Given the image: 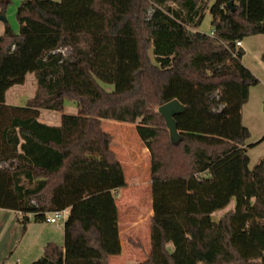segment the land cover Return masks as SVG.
Returning <instances> with one entry per match:
<instances>
[{
    "label": "trees",
    "instance_id": "16d2710c",
    "mask_svg": "<svg viewBox=\"0 0 264 264\" xmlns=\"http://www.w3.org/2000/svg\"><path fill=\"white\" fill-rule=\"evenodd\" d=\"M208 11L214 37L199 31ZM17 19L18 33L6 24L0 35V209L19 213L23 230L69 209L64 245L47 243L33 264H110L121 254L113 192L127 180L102 119L137 123L149 150L151 248L132 264H264V158L249 167L242 120L259 79L236 47L264 34V0H23ZM28 73L34 96L6 104ZM66 98L76 115L39 120ZM174 99L185 107L178 143L158 111Z\"/></svg>",
    "mask_w": 264,
    "mask_h": 264
},
{
    "label": "rangeland",
    "instance_id": "374dc122",
    "mask_svg": "<svg viewBox=\"0 0 264 264\" xmlns=\"http://www.w3.org/2000/svg\"><path fill=\"white\" fill-rule=\"evenodd\" d=\"M22 1L10 0L3 12L0 8V35L4 34L6 24L15 33L19 32L20 24L17 19V10ZM199 31L207 34L212 31L209 11L206 13L204 21L199 27ZM145 40L144 51H152L151 43H149V40ZM60 51L66 57H70L72 53L70 47H63ZM109 88L111 87L109 86ZM36 89V75L34 73H28L23 84H16L7 91L6 104L24 106L34 96ZM64 113L76 115L78 113L77 103L66 98L64 100L63 111L41 109L39 120L47 124H59ZM102 127L116 139L117 150L123 159L125 172L127 173V185L118 198L122 233L123 230L126 231L127 228H131L133 230L129 233V239L135 242H146L148 230L147 220L149 219L148 214L152 201L149 154L148 152H143L146 150H144L145 146L137 134V123H123L102 119ZM257 140L259 138L251 133L247 143H254ZM248 155L250 157L249 167L253 169L264 158V141L256 146L249 147ZM2 165L4 167L9 166L8 163ZM136 180L138 182H135ZM235 205L236 201L233 199L226 208L213 215L214 219L217 220L226 212L235 209ZM19 215V213L11 210L0 209V264H33L43 255L47 243L52 242L60 246L64 245L65 220L56 224L47 221L32 222L26 230H23ZM137 220L143 224L140 226L136 225ZM136 230H139L137 234L134 232ZM133 245L136 246L135 244ZM128 263L121 261L119 256L110 262V264Z\"/></svg>",
    "mask_w": 264,
    "mask_h": 264
},
{
    "label": "crops",
    "instance_id": "0c3cea01",
    "mask_svg": "<svg viewBox=\"0 0 264 264\" xmlns=\"http://www.w3.org/2000/svg\"><path fill=\"white\" fill-rule=\"evenodd\" d=\"M244 51V55L242 57V62L252 71V73L259 79V83L250 89V96L247 101V103L243 106L242 109V120L243 123L248 129L250 130V135L253 133L255 137H258L259 140L252 143H247V145L253 144V146L258 145L262 141H264V34H258L254 36L247 37L242 40V47ZM252 117V119H250ZM57 125V124H55ZM111 134V133H110ZM112 135V134H111ZM113 136V135H112ZM252 146V147H253ZM112 149L115 152L117 158L119 159L120 163L122 164V167L124 169V173L127 179V173L125 172V166L123 159L120 157V153L117 150V143L116 139L113 137L112 142ZM143 152H148L149 150L147 147L144 148ZM135 182H138L136 180ZM126 187V186H125ZM124 188L117 189L113 192L117 209H118V221H119V235H120V241H121V254L117 256L110 257V262L115 257L121 258V261L123 262H129L128 264L132 263H140L147 259V255L150 252V217L153 214V208H152V201L149 208V214H148V220H147V240L146 242L143 241L142 247L134 246L132 242L129 240L128 236H130L129 233L133 229L127 228V230H123L122 233V226H121V218H120V210H119V204H118V198L122 194ZM152 196V191H151ZM143 218V217H142ZM141 219V218H140ZM138 221V222H137ZM134 222H137L136 225L140 226L143 223H140L141 221L137 220ZM32 223V222H31ZM29 223L28 226L31 224ZM27 226V227H28ZM133 228V227H132ZM136 234L139 232V230L134 231ZM124 235V237H123ZM127 236V237H125ZM50 239V238H49ZM130 245L133 248L137 249L141 252L143 256V260L132 258L129 255H127L124 251L125 245ZM120 260V259H119Z\"/></svg>",
    "mask_w": 264,
    "mask_h": 264
},
{
    "label": "water",
    "instance_id": "95a60500",
    "mask_svg": "<svg viewBox=\"0 0 264 264\" xmlns=\"http://www.w3.org/2000/svg\"><path fill=\"white\" fill-rule=\"evenodd\" d=\"M231 4V3H230ZM185 110L184 105L179 100L174 99L169 101L158 108L159 113L164 117L166 125L169 129L170 136L173 143H178L181 135L178 130V124L175 119L176 114Z\"/></svg>",
    "mask_w": 264,
    "mask_h": 264
},
{
    "label": "built area",
    "instance_id": "2783aa9c",
    "mask_svg": "<svg viewBox=\"0 0 264 264\" xmlns=\"http://www.w3.org/2000/svg\"><path fill=\"white\" fill-rule=\"evenodd\" d=\"M210 35L212 37H214V33L212 31L210 32ZM236 47L237 48L242 47V40H238L236 42ZM68 216H69V209L68 208L63 209V210H56V211H53L47 215L46 221L49 223L56 224L60 221H64V220L66 221Z\"/></svg>",
    "mask_w": 264,
    "mask_h": 264
}]
</instances>
